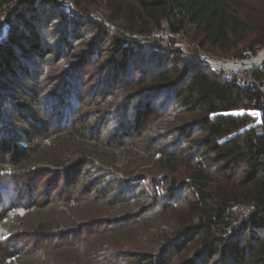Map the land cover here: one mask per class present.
<instances>
[{
  "label": "rangeland",
  "instance_id": "obj_1",
  "mask_svg": "<svg viewBox=\"0 0 264 264\" xmlns=\"http://www.w3.org/2000/svg\"><path fill=\"white\" fill-rule=\"evenodd\" d=\"M69 1L72 13L90 21L80 30L79 39L67 49L63 46L57 48L58 45L54 44L59 34L53 38L48 35L45 39L48 46L57 48L53 56H25L24 63L31 71L0 79V136L3 130H8L5 137L16 138L20 130L30 129L33 124L50 132L39 131V136L35 137L39 144L26 149V152L32 151L31 161L18 175L21 185L16 193L12 187L14 209L0 228V235L14 237L11 247L20 250L15 263L134 264L130 261V253L147 252L156 255L158 264H189L187 260L195 257V264H219L216 262L219 257L207 258L202 253L200 238H195L180 252L167 250L176 238L177 228L188 220L187 209L193 200L187 190L169 199L170 183L164 175L176 179L178 184L186 179V175L183 172L168 174L159 162L161 145L179 140L180 131L165 138L174 129L178 114L165 108L164 96H160L153 101L155 109L148 120L141 124L134 122L133 108L139 104V99L133 100L131 96L137 90L126 86L129 81L124 72L112 70L106 54L99 50L95 52V33L88 34L99 18L104 19L105 27L115 28L104 17V11L108 9L106 0H82L81 9L76 6L77 0ZM113 1L137 10L132 0ZM240 2L242 18L250 28L263 26L264 0ZM20 5L21 0H12L0 7V40L8 34L11 28L8 20ZM38 12L43 14L41 22L47 33L65 25L58 19L57 9L45 7ZM135 21L136 30L132 29L130 33L134 38L145 33L142 32L145 29L143 21L140 18ZM157 34L169 50L176 48L199 53L192 42L178 34H170L167 29ZM107 46L108 41L102 45L104 49ZM76 54L84 58L80 64ZM187 56L195 60L194 56ZM139 75L135 72L133 77ZM29 92L34 94L33 97L24 98ZM73 126H80L78 130L84 132L87 140L68 137L65 132ZM126 126L133 136L123 140L127 152L124 157L119 155L117 146L122 139L114 135ZM189 134V138L195 139L204 135L196 128ZM44 137L49 141L46 142ZM97 139L101 143H96ZM78 153L93 158L89 166L75 175L69 173L71 170L62 172L61 167L76 162L74 157ZM210 154L212 159L214 154ZM109 157L110 165L106 163ZM183 157L185 161L188 159V155ZM143 175L148 176V180L140 181ZM159 177L168 181L155 188L152 183ZM75 182L77 187L73 185ZM130 186L133 192L127 193ZM5 191L3 189L2 194ZM18 194L22 201L17 198ZM169 200L171 208L164 210L163 206ZM245 211L243 205L233 209L232 220L237 225ZM42 225L46 233H36ZM249 235L250 231H247L243 239Z\"/></svg>",
  "mask_w": 264,
  "mask_h": 264
},
{
  "label": "trees",
  "instance_id": "obj_2",
  "mask_svg": "<svg viewBox=\"0 0 264 264\" xmlns=\"http://www.w3.org/2000/svg\"><path fill=\"white\" fill-rule=\"evenodd\" d=\"M11 1L0 0V7ZM77 1L76 6L83 8L82 0ZM132 1L137 5V10L106 0L108 9H105L104 17L115 28L105 27L104 19L99 18L94 21L95 25L88 34L95 33V52L99 50L101 54H106L112 70L124 72L129 81L126 86L137 90L131 96L133 100L139 99V104L133 108L135 123L148 120L154 112V102L160 96H164L163 106L178 114V119H174L177 126L165 138L180 131L179 140L174 144L166 142L161 145L159 162L168 174L183 172L186 179L178 184L176 179L166 174L164 178L169 181L159 177L152 184L156 188L166 180L170 183L169 199L187 190L193 200L188 205V220L177 228L176 238L167 250L180 252L189 247L195 238H200L202 253L207 258L219 257L216 261L219 264H264V116L260 123H256L251 105L252 98L258 94L221 81L196 58L191 60L176 48L169 50L158 37L159 34L156 35L167 29L170 34H178L192 42L197 49L211 52L213 56L237 57L240 50L252 47L256 42L264 45V24L252 30L242 18L240 0ZM62 2L70 1L21 0L12 19L8 20L11 25L8 34L0 40V79L31 71L24 63L25 56H53L57 48L63 46L67 49L74 40L79 39L77 35L81 33L80 30L90 21L77 16L76 12L69 13ZM45 7L57 9L58 19L65 24L56 28L58 32H46L41 22L43 14L39 15L38 12ZM135 18L143 21L145 29L142 32L145 33L134 38L130 33L136 28ZM56 33L60 37L54 45L58 47L48 46L46 37L50 35L53 38ZM106 41L108 46L104 49L102 45ZM78 54L80 64L84 58ZM135 72L140 74L137 78L133 77ZM31 92L25 94L24 98L28 95L32 98L34 94ZM258 125L262 128L260 132L256 130ZM79 128L73 126L65 134L87 140ZM194 128L201 129L204 135L189 138V132ZM43 130L41 126L33 124L30 129L20 130L21 135L19 133L16 138H6L8 130H3L0 136V228L8 219V213L14 209V189L16 193L21 185L18 175L31 161L32 151L26 152V149L39 144L35 142V137ZM132 136L129 126L114 135L122 139L117 145L119 155L126 157L123 140ZM44 140L49 141L46 137ZM96 143L101 141L97 139ZM192 144L197 146L194 148ZM210 153L214 154L212 159ZM183 155H188L186 161ZM75 156L76 162L61 167L62 172L71 170L69 173L74 175L81 173L93 160L84 153ZM106 163L110 165V157ZM143 180H148V176L143 175L140 181ZM129 188L127 193H132V187ZM3 189L6 191L2 194ZM154 193L156 198V191ZM17 198L22 201L20 194ZM170 202L164 204V210L171 208ZM241 205L246 211L237 225L232 220L233 209ZM181 217L185 218L184 215ZM42 226L36 233H46L45 226ZM247 231H250V235L243 239ZM12 240L14 237L10 235H0V264H16L15 258L19 257L20 250L11 247ZM129 257L134 264H158L156 255L147 252H133ZM195 258L187 262L195 264Z\"/></svg>",
  "mask_w": 264,
  "mask_h": 264
},
{
  "label": "built area",
  "instance_id": "obj_3",
  "mask_svg": "<svg viewBox=\"0 0 264 264\" xmlns=\"http://www.w3.org/2000/svg\"><path fill=\"white\" fill-rule=\"evenodd\" d=\"M180 50L208 66L221 81L256 92L258 95L251 101L252 113H258L253 116H256L258 123L261 122L264 116V45L256 44L243 48L237 57H217L199 49L198 54ZM260 125L256 127L257 132L262 131Z\"/></svg>",
  "mask_w": 264,
  "mask_h": 264
},
{
  "label": "water",
  "instance_id": "obj_4",
  "mask_svg": "<svg viewBox=\"0 0 264 264\" xmlns=\"http://www.w3.org/2000/svg\"><path fill=\"white\" fill-rule=\"evenodd\" d=\"M62 3H63V5H64L65 7H67L68 12L71 13V6H69V4L66 3V2H62Z\"/></svg>",
  "mask_w": 264,
  "mask_h": 264
},
{
  "label": "snow or ice",
  "instance_id": "obj_5",
  "mask_svg": "<svg viewBox=\"0 0 264 264\" xmlns=\"http://www.w3.org/2000/svg\"><path fill=\"white\" fill-rule=\"evenodd\" d=\"M254 115H258V113H253Z\"/></svg>",
  "mask_w": 264,
  "mask_h": 264
}]
</instances>
